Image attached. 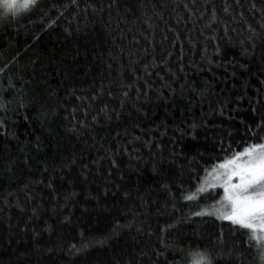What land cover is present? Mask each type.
Listing matches in <instances>:
<instances>
[{
    "label": "trees",
    "instance_id": "trees-1",
    "mask_svg": "<svg viewBox=\"0 0 264 264\" xmlns=\"http://www.w3.org/2000/svg\"><path fill=\"white\" fill-rule=\"evenodd\" d=\"M263 135L264 0L0 15V264H256L195 189Z\"/></svg>",
    "mask_w": 264,
    "mask_h": 264
},
{
    "label": "snow or ice",
    "instance_id": "snow-or-ice-1",
    "mask_svg": "<svg viewBox=\"0 0 264 264\" xmlns=\"http://www.w3.org/2000/svg\"><path fill=\"white\" fill-rule=\"evenodd\" d=\"M35 2L22 0L21 4L16 5L15 0H5L4 7L15 12ZM212 174L216 178H224L223 198L216 214L264 241V143L251 144L242 152H235L218 163L212 169ZM233 177L237 178L236 182H233ZM197 256V264L206 260L200 253Z\"/></svg>",
    "mask_w": 264,
    "mask_h": 264
},
{
    "label": "rangeland",
    "instance_id": "rangeland-1",
    "mask_svg": "<svg viewBox=\"0 0 264 264\" xmlns=\"http://www.w3.org/2000/svg\"><path fill=\"white\" fill-rule=\"evenodd\" d=\"M38 1L39 0H36L35 4H37ZM4 2H5V0H0V15H1V17L7 16V14H13V15L19 16V15L25 14L26 12L30 11L31 7L34 6V5H30L26 9L25 8H19L18 10L13 12L12 10H9V9L4 7ZM21 3H22V0H15L16 5H19ZM258 143H264V138ZM244 148L242 147L236 152H242ZM230 157L231 156H224L223 158H219V160L217 162L213 163L211 168H209L205 172V174L200 178V180L197 184V187L195 189V192L197 191V193H201V194L206 193L208 191L219 193V197H220L219 203L216 205V207L212 208V211L214 214H216V210L221 207V202H222V198H223V186L222 185H223L224 178L223 177L216 178L212 174V169L214 167H216L218 165V163L223 162L226 158H230ZM217 170L221 171V172L223 171L221 169H217ZM236 179L237 178L233 177V182H236ZM224 220H226V219H224ZM250 234L254 238L255 242L258 244V247H259V253H258L259 255H258V258L256 260V264H264V241L258 240L256 238V236H253L252 233H250Z\"/></svg>",
    "mask_w": 264,
    "mask_h": 264
}]
</instances>
